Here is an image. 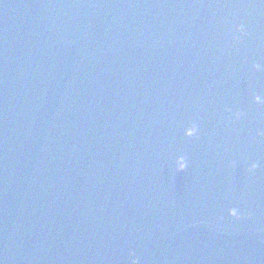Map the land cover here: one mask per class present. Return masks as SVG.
Here are the masks:
<instances>
[{
  "label": "water",
  "instance_id": "obj_1",
  "mask_svg": "<svg viewBox=\"0 0 264 264\" xmlns=\"http://www.w3.org/2000/svg\"><path fill=\"white\" fill-rule=\"evenodd\" d=\"M0 264H264V0H0Z\"/></svg>",
  "mask_w": 264,
  "mask_h": 264
}]
</instances>
